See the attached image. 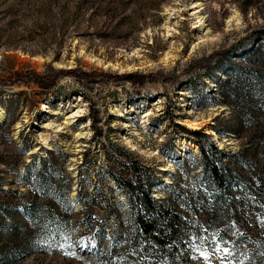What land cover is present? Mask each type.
Masks as SVG:
<instances>
[{
	"label": "rangeland",
	"instance_id": "374dc122",
	"mask_svg": "<svg viewBox=\"0 0 264 264\" xmlns=\"http://www.w3.org/2000/svg\"><path fill=\"white\" fill-rule=\"evenodd\" d=\"M263 30L264 0H0V261L30 233L21 201L35 199L68 234L6 264H264V109L231 100L226 77ZM197 142L254 179L216 191ZM141 189L169 215L157 226L178 231L163 246L136 232L135 212L151 216Z\"/></svg>",
	"mask_w": 264,
	"mask_h": 264
},
{
	"label": "trees",
	"instance_id": "16d2710c",
	"mask_svg": "<svg viewBox=\"0 0 264 264\" xmlns=\"http://www.w3.org/2000/svg\"><path fill=\"white\" fill-rule=\"evenodd\" d=\"M259 37V40H263L264 38V30L261 31V33H256ZM257 40L255 43L250 46V48L244 52H241L238 56L237 60H235V63L231 64L227 71V78L230 80H237L236 83V92L235 89L227 91L228 96H231V100H235L240 98L242 102H247L248 100H255L258 99L260 107H250V103L247 102L248 105V111L247 113H252L251 115H255L256 111L260 112L264 109V66L261 63H258L259 61V55L258 53L261 51V44L260 41ZM256 59V60H253ZM37 84L41 88H49L53 85V83H50L47 81L48 79L37 77ZM238 77V78H237ZM235 78V79H234ZM232 104V103H231ZM255 109V111H254ZM0 125V129H1ZM216 132H218L216 130ZM191 134L193 135H200L201 133L198 131H191ZM199 151L201 153V165H202V172L203 176L205 177L204 180L209 183L210 187L214 188L216 191H223L227 190V188L231 187L232 185L238 183V182H250L254 179L253 176H250L247 179L241 178L238 175H229L231 171L227 170L225 165L221 162V157L219 156L221 154L220 150L217 149L216 146L208 144L206 146L201 145L199 142L196 143ZM26 147L23 146L22 148L18 149V152L21 153V155H24ZM209 154H213V156L210 157ZM48 155L51 157L49 160V165L47 169L52 170L54 167V160L52 157L54 156L53 152H48ZM63 156V155H62ZM232 158H240L238 154L233 155ZM46 169L40 168L36 173L35 177L38 181H43V183L46 181V183L52 182V177L50 176V172L48 176L43 177L44 171ZM47 171V170H46ZM45 171V172H46ZM62 177L59 179L62 183L61 188V200L59 202L61 203V207L66 215L72 213L74 210L73 205L71 201H69V195L71 192V187L73 185V177H71L70 173H62ZM22 185H26V180L24 178L21 179ZM133 182L135 184L140 183V179L138 175H135V179L127 183L128 186H133ZM43 183L41 186L39 184L36 187H43ZM139 187V186H138ZM44 188V187H43ZM37 189V188H36ZM136 189V186L132 187V190ZM49 190V189H48ZM140 199L142 200V203L144 205L145 209H148L151 216L145 217L144 215H140V213L135 212V223H136V232L143 235L147 241L149 239H155L156 243L159 244V246H163L166 244L167 240L174 239L178 235V231L170 225H162L160 227L157 224L164 219L163 216H166V219H169V215L163 214V212H158L157 206L155 204V200L149 196V191L145 189L140 190ZM80 190L77 193V200L80 201ZM21 206L24 210V218H25V225L30 226V233L26 236H23L21 240H19V247L18 245H13L12 247H16L18 251L13 254V256L9 257H17L19 255H23L24 257L28 254H31L33 252H36L38 250H44L41 249L43 246L50 248L48 246H52L53 244H57L58 239L60 236H63V234H68L67 229V222L65 220H62V218L58 215V213H55V216L50 217L48 213L50 212L53 214V211L56 212V206L51 205H45L41 203H37L35 199H26L21 201ZM58 217H57V216ZM62 220L61 221H59ZM165 219V220H166ZM97 220L92 215H87L85 218L84 228L85 230L92 229L94 230L95 234L99 236L102 233V225L100 223L96 222ZM161 225V224H160ZM28 228V227H27ZM168 228V230H167ZM158 230V234H156V231ZM7 244H10L9 242ZM12 250V249H11ZM16 251V250H15ZM4 253V252H3ZM7 253V252H6ZM5 255V254H3ZM7 256H5L1 261L0 264H6L8 261Z\"/></svg>",
	"mask_w": 264,
	"mask_h": 264
},
{
	"label": "bare ground",
	"instance_id": "6f19581e",
	"mask_svg": "<svg viewBox=\"0 0 264 264\" xmlns=\"http://www.w3.org/2000/svg\"><path fill=\"white\" fill-rule=\"evenodd\" d=\"M193 5H194L195 9H197V10L200 9V4L198 2H193ZM196 12L198 13V11H196ZM199 21H202V19L200 18ZM73 117H74V114L73 115H69V116H67L66 120H71V119H73ZM0 119L1 120L3 119V116L1 114H0ZM211 133L213 134L214 132H211Z\"/></svg>",
	"mask_w": 264,
	"mask_h": 264
}]
</instances>
